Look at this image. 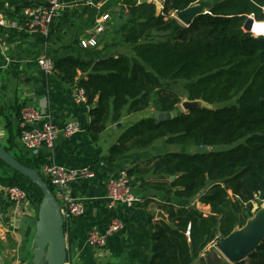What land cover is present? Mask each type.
<instances>
[{
    "label": "trees",
    "instance_id": "16d2710c",
    "mask_svg": "<svg viewBox=\"0 0 264 264\" xmlns=\"http://www.w3.org/2000/svg\"><path fill=\"white\" fill-rule=\"evenodd\" d=\"M200 1L165 0L157 13L154 4H139L138 0H104L100 7L89 5V0H65L66 9L71 8L80 21V30L71 38L77 52L52 59L57 78L83 91L85 106L90 108L85 132L93 142L109 123H118L124 112H178L180 97L171 90L170 82L184 83L187 101L208 106L178 112L176 118L167 121H155L152 115L140 119L108 150L109 163L147 150L157 141L180 150L125 170L128 178H160L146 187L187 202L178 207L157 204L167 218L150 223L151 256L147 264H192L208 246L243 228L255 206L264 203V37L252 38L243 31L246 16L263 18L260 7L264 0H218L187 28L172 16ZM34 4L38 1L25 2L7 14L8 18H18L23 7ZM117 8L119 13L114 12ZM123 11L125 19L114 33L132 55H106L102 48L79 47V37L97 20L107 14L119 17ZM58 34L59 26L53 23L43 41L48 43ZM0 35L6 36L8 43L27 39L26 34L12 29ZM228 102L232 103L209 108ZM21 109L16 106L19 122ZM0 118L6 133L4 150L37 172L53 193L42 174V168L49 164L46 156H31L20 149L21 129L13 130L1 105ZM215 146L230 148L205 151ZM190 147L203 151H182ZM169 177L174 180L169 181ZM11 187L22 189L28 202L37 204L38 209L42 197L39 189L0 161V202L11 204L3 195V190ZM194 200L208 212L191 204ZM236 264H264V241Z\"/></svg>",
    "mask_w": 264,
    "mask_h": 264
},
{
    "label": "crops",
    "instance_id": "0c3cea01",
    "mask_svg": "<svg viewBox=\"0 0 264 264\" xmlns=\"http://www.w3.org/2000/svg\"><path fill=\"white\" fill-rule=\"evenodd\" d=\"M27 1L34 0H0V15L8 18L7 14ZM95 1L96 3L92 4L89 0V5L100 7L104 0ZM156 10L157 13L161 12V8L158 10L156 7ZM120 11V8L114 10L117 13ZM124 11L119 17L107 14L100 21L104 31L99 36L95 48L101 49L99 45L101 42L104 43L105 37L110 34L112 30L110 24L115 19L118 25L124 21ZM74 17L72 11H64L56 20L59 34L47 43L48 53L52 59L62 57L66 53L77 52L75 46L71 44L72 39L69 37L66 40L62 37L66 31L75 30L77 24ZM91 30L93 28L89 31ZM6 39V36L0 35V105L10 117L13 130L19 127V119L15 114L16 106L21 108L35 106L43 109L57 130L58 137L52 150L41 148L38 155H45L49 163L57 166L75 171L87 170L92 174L91 178L73 183L69 188L72 197L83 201L85 212L80 218L72 219L66 228V263L147 264L151 256L150 223L161 220L158 217L159 213L167 218L157 209V204L178 207L186 205L187 202L162 192L149 190L146 184L155 183L160 178L144 175L129 177L131 191L139 200L135 206L125 208L117 204L109 207L105 200V183L117 177L121 171L130 169L144 160L180 150L165 145L163 141H157L147 150L129 153L116 163H109L108 150L116 143L120 134L129 125L151 116L152 110L134 115H127L124 112L118 123H109L103 134L93 142L85 132V127L90 122V108L75 102L74 87L62 83L55 73L45 75L36 64V59L43 51V40L33 37L8 43ZM69 45L72 47L65 50L64 47ZM71 122L78 123L79 130L66 137L63 129ZM117 125H120V128ZM16 142L18 143V140ZM0 145L2 147L6 145L4 123H0ZM7 203L0 202V264H30L34 253L32 242L37 214L29 202L19 208ZM191 204L205 213L209 210L195 200ZM113 219H119L123 223V229L109 236L104 247H90L87 243L88 234L91 231L103 232ZM210 247L212 245L206 250Z\"/></svg>",
    "mask_w": 264,
    "mask_h": 264
},
{
    "label": "built area",
    "instance_id": "2783aa9c",
    "mask_svg": "<svg viewBox=\"0 0 264 264\" xmlns=\"http://www.w3.org/2000/svg\"><path fill=\"white\" fill-rule=\"evenodd\" d=\"M147 2L156 3L155 0H147ZM66 8L65 0H46L43 2L38 1V4L32 6L23 7L19 17L16 19H9L0 15V34L4 30L12 29L23 32L29 39L38 37L45 40L51 25L56 22ZM160 8L162 9V7ZM260 12L263 16L262 19H256L254 15L246 16V20H250L251 23L249 29L245 30L243 27V31L252 38L264 37V6L260 7ZM207 13L208 11L204 12V14ZM172 16L175 18L176 15L173 14ZM102 19L96 21L93 30L85 32L79 38V47L81 49H90L97 46L98 38L104 31L103 26L100 24ZM184 27L187 28L189 26ZM42 43L43 51L36 59V64L45 75H52L54 73L53 60L48 53L47 42L42 41ZM74 100L80 105L86 104L82 90L74 88ZM19 128L21 129L19 137L20 149L31 156L38 155L41 148L52 150L58 137V132L46 112L35 106H24L21 109ZM78 130L79 124L71 122L64 127L63 134L69 137ZM42 174L54 190L53 195L59 203L65 227L67 228L68 223L72 219L80 218L85 212L83 201L72 197L69 193L70 185L89 179L92 174L87 170L75 171L53 163L44 166ZM3 195L16 208L28 203L26 193L18 187L3 190ZM105 200L109 207L119 204L125 208H132L139 202L131 191L129 178L125 170L105 183ZM122 229L123 223L119 219H113L103 232L91 231L88 234L87 243L92 248H102L105 246L109 236L120 232ZM215 245L212 246L215 247Z\"/></svg>",
    "mask_w": 264,
    "mask_h": 264
},
{
    "label": "water",
    "instance_id": "95a60500",
    "mask_svg": "<svg viewBox=\"0 0 264 264\" xmlns=\"http://www.w3.org/2000/svg\"><path fill=\"white\" fill-rule=\"evenodd\" d=\"M95 4V0H90ZM163 7L165 0H155ZM147 0H138L139 4L146 3ZM211 0L201 1L188 9L176 13V20L184 26H189L194 18L203 15L211 7ZM119 11V9H118ZM250 20L244 23V29L250 27ZM200 101H186L182 103L185 111L202 108ZM177 111L171 113L153 112L152 118L155 121H167L176 118ZM120 128V125H117ZM0 161L12 171L22 175L32 182L41 192V200L37 209V219L35 223V234L32 242L34 251L30 264H66L67 262V235L65 222L62 217L59 203L50 191L49 186L40 175L34 170L21 165L13 156L7 153L0 145ZM173 181L174 177H169ZM161 220H166L161 213L158 214ZM264 241V206L259 209L253 219L238 230H235L226 238H220L215 245L216 252H210L199 257L192 264H223V259L229 264L240 263L255 251Z\"/></svg>",
    "mask_w": 264,
    "mask_h": 264
},
{
    "label": "rangeland",
    "instance_id": "374dc122",
    "mask_svg": "<svg viewBox=\"0 0 264 264\" xmlns=\"http://www.w3.org/2000/svg\"><path fill=\"white\" fill-rule=\"evenodd\" d=\"M216 1H218V0H211V4H213L214 2H216ZM156 7H157V9L159 10V6H158V4H154ZM72 11V9L71 8H68V9H65V12H71ZM75 16V15H74ZM75 18V23L78 25V27H77V25L75 26V30H73V31H66L65 32V34H62V37L63 38H65L66 40L70 37V39L72 38V36L74 35L73 33L74 32H76L77 31V29L78 30H80L79 29V24H80V21L76 18V16L74 17ZM180 23V22H179ZM181 24V23H180ZM182 25V24H181ZM119 25H118V21H117V19H115L114 20V22L113 23H111L110 24V29H112L111 30V32H110V34L109 35H107V33H106V37H105V39H104V43L103 44H101V45H99V47L100 48H102L101 50L103 51V53L104 54H106V55H114V54H123V55H132V52H131V50L129 49V48H127V47H125V46H122L121 45V43H120V39H119V36L117 35V34H115L114 33V31L116 30V28L118 27ZM183 26V25H182ZM72 27H74V26H72ZM90 30V29H89ZM89 30H86V31H89ZM84 33V32H83ZM63 41H65V40H63ZM64 44H66V43H64ZM169 86H170V88H171V90L173 91V92H175V93H177L178 94V96L180 97V104L177 106V108H178V112H182V113H184V112H186L183 108H182V103L183 102H186L187 101V99H186V96H185V94H184V91H183V85H184V83L183 82H170V83H167ZM232 102H228V103H223V104H215L214 106H210L209 108H220V107H223V106H226V105H230ZM202 106H204V107H208V106H206V105H202ZM0 123L1 124H3V119H1L0 118ZM158 146V145H157ZM230 148V146H215V147H212V148H207V149H205V151H210V150H212V151H223V150H227V149H229ZM182 151H188V152H202L203 151V149H201V148H195V147H190V148H187L186 150H182ZM44 177V176H43ZM8 201V200H7ZM29 205H31V206H33V208H34V210H35V213L37 214V204L35 205V204H31V203H29ZM262 206H264V203L262 204V205H260L259 207H256L255 206V210H254V214L252 215V218H250V220L251 219H253V217H254V215H255V213L259 210V209H261V207ZM257 209V210H256ZM238 230V229H237ZM210 252H216V248L215 247H210L208 250H206V252L204 253V255H206V254H208V253H210ZM203 255V256H204ZM222 263L224 264V263H226V264H229L226 260H224L223 259V261H222Z\"/></svg>",
    "mask_w": 264,
    "mask_h": 264
}]
</instances>
